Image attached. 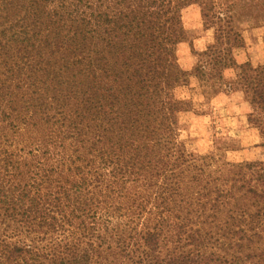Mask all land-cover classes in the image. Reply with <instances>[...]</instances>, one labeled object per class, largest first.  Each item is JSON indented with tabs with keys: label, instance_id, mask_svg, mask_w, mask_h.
Wrapping results in <instances>:
<instances>
[{
	"label": "trees",
	"instance_id": "16d2710c",
	"mask_svg": "<svg viewBox=\"0 0 264 264\" xmlns=\"http://www.w3.org/2000/svg\"><path fill=\"white\" fill-rule=\"evenodd\" d=\"M192 5L214 33L195 76L242 92L264 140L237 5L0 0V264H264V160L180 138Z\"/></svg>",
	"mask_w": 264,
	"mask_h": 264
},
{
	"label": "rangeland",
	"instance_id": "374dc122",
	"mask_svg": "<svg viewBox=\"0 0 264 264\" xmlns=\"http://www.w3.org/2000/svg\"><path fill=\"white\" fill-rule=\"evenodd\" d=\"M227 1L240 7L234 11V14H237L238 10L236 16H245L244 22L238 21V24L242 25L247 48L237 52L236 61L240 53H247L248 58L258 57L262 61L264 0ZM249 16H253L255 20ZM183 18L188 38L179 46L178 59L181 68L191 76L187 85L175 91L176 97L188 104V111L179 116L181 140L186 141L198 156L221 154L233 163L263 161V135L248 122L251 109L244 94L239 91L229 92L215 81L203 82L195 76L194 68L198 62V54L204 52L214 38L212 30H205L200 6L192 5L186 8ZM249 49L254 50L248 51ZM224 78L225 82L234 81L235 71L225 70Z\"/></svg>",
	"mask_w": 264,
	"mask_h": 264
},
{
	"label": "crops",
	"instance_id": "0c3cea01",
	"mask_svg": "<svg viewBox=\"0 0 264 264\" xmlns=\"http://www.w3.org/2000/svg\"><path fill=\"white\" fill-rule=\"evenodd\" d=\"M254 49H249L248 51H253ZM243 54V55H242ZM257 59H254L253 56H250L249 58L247 57V53H240L237 55V62L239 64H244L248 61L252 62L254 65H258L260 64H264V59L262 61H260V59L258 57H255ZM234 76V75H233ZM248 111V110H247Z\"/></svg>",
	"mask_w": 264,
	"mask_h": 264
}]
</instances>
